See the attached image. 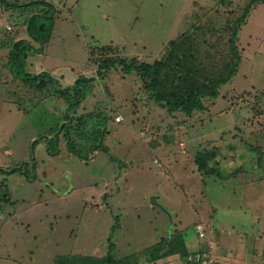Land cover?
I'll return each mask as SVG.
<instances>
[{
	"label": "rangeland",
	"instance_id": "rangeland-1",
	"mask_svg": "<svg viewBox=\"0 0 264 264\" xmlns=\"http://www.w3.org/2000/svg\"><path fill=\"white\" fill-rule=\"evenodd\" d=\"M7 1L12 8L0 4V264L102 257L111 242L123 263L146 264L157 249L141 252L166 234L163 227L186 231L191 249L184 264H264V4L232 45L233 24L248 0H46L55 31L44 46L27 30L29 13L19 16L20 4L31 0ZM199 18L209 19L208 32L195 31L211 48L203 55L207 72L220 78L229 71L226 62L238 67L219 98H203V111L170 112L152 99L144 73L118 63L100 67L117 55L153 63L170 51L169 41L194 32L191 24L204 22ZM232 19L233 27L224 28ZM24 39L32 47L27 71L49 69L64 87L81 75L95 77L80 107L69 110L70 120L89 116V128L100 126L96 137L110 153L75 157L63 128L69 106L47 101L45 89L22 85L21 100L13 101L7 87L17 91L22 81L12 78L6 55ZM46 135L57 136L56 153L48 151ZM91 141L77 139L88 148ZM202 149L220 154L225 169L208 177L198 171ZM199 226L203 240L196 239Z\"/></svg>",
	"mask_w": 264,
	"mask_h": 264
},
{
	"label": "trees",
	"instance_id": "trees-1",
	"mask_svg": "<svg viewBox=\"0 0 264 264\" xmlns=\"http://www.w3.org/2000/svg\"><path fill=\"white\" fill-rule=\"evenodd\" d=\"M0 2H5L8 5V8H12V5L9 3V1L0 0ZM257 4H264V0H248L238 19L239 21H237V23L234 22V27L229 21L226 23L224 28L229 29L233 27V34L229 39L230 44L235 45L234 38L240 30L239 27H241L247 17H249L250 13ZM44 5L49 6L48 10L50 11H45L42 9ZM68 7L73 8V6H67V8ZM19 8L20 17H22V14L29 13L27 17V30H29L31 33L32 38L44 46L46 44L49 45L52 42V37L55 31V18L52 16V14L47 13L51 12L53 9L52 3L46 0H31L20 4ZM203 24H205L207 27H195L194 24L191 27L194 29V32H185L180 38L170 42L168 45L171 48L170 51L168 53H164L160 58L154 60L153 63H145L141 61L128 62L126 58L117 55L116 57L111 58L109 62L101 63L100 67L102 69H107V67L118 63L121 64L127 71L135 70L141 74L144 73L149 84H147L148 87H145L147 89L149 88L151 93L150 96L153 100L159 102L160 104L165 102L166 107L170 112L181 110L185 114L189 115L196 110L203 111L206 108L203 98H219L220 86L227 84L230 80L229 78L236 74L235 71L238 68L236 62L233 64L226 62V66L229 68V71H227L226 77L221 75L220 78H214L213 74H209L207 72L203 64L205 63L203 60V55L205 51H211V48L204 47L205 44L199 40V35L195 32L197 29L202 31V33L208 32L209 22L205 21ZM31 48L32 47L30 43L25 41V39L20 42H15L13 43L10 53L8 54V61H5V66H7L11 73H13L12 78L15 79V82H17V80L22 81V84L19 86L17 91L11 86L7 87V92L9 94L13 93L15 97L17 94V98L15 99L14 97L13 101L21 100L20 91H22V85L31 89L41 90L39 92L40 94L45 89V92L47 93V101H60L59 99H61L65 106H69L62 110L63 119L64 117H69L63 124V128L65 129V139L67 140L68 148L75 155V157L88 161L91 157H96V154L101 150L110 153V150L104 141H100L96 137V130L100 126L93 127V129L89 128V119H86L89 116L84 115L80 120L77 118L74 123L71 122V120H73L72 117L70 120V113L72 112L69 110L80 107L87 96L88 88L91 87L90 83L95 81V77H86L81 75L72 85H67V87H64L61 86L60 79L55 78V75H52V72L49 69L33 74L32 72L26 70L27 50ZM232 49L234 53L237 54V49L234 46ZM103 57L110 56L104 54L102 55V58ZM199 57L202 61H195L199 60ZM105 60L108 61V59ZM230 65H232L231 68ZM178 72L181 73L178 74ZM169 86H173V88L166 89V87ZM210 87H213V89L209 90ZM91 116L92 114H90V117ZM109 116L110 115H108V117ZM103 132V130H99V133ZM83 137L93 140V142L91 141L92 145L89 148L85 145L81 146L78 144L77 139H83ZM45 138L48 151L50 150V152L56 153V151H58V148H56L57 136L50 137L46 135ZM202 152L203 151L201 150V153ZM196 156L195 162L197 164V170L208 174V169L201 157L202 155H200V152ZM17 170H19V168L14 167L8 172H15ZM4 186L7 187V184L4 183ZM170 214L171 213H169V215ZM163 228L165 229L163 232L166 234L158 235L159 241L141 252L143 255H146V251L149 252L151 250L157 249L151 254V257L147 255L148 262L146 264L155 263L158 260L168 262V260H177L178 258H181V264H184V260H186L188 257V238L186 237L187 235H185L186 231L184 230L172 234L167 227ZM199 232H196V239H200L201 235L198 237ZM112 234L113 231L109 237L110 242L112 241ZM115 249V243L111 242L107 254L102 257L86 256L84 254H61L57 255L53 264H125L123 263L125 259L122 257L118 258L110 252V250ZM199 263L201 264V261Z\"/></svg>",
	"mask_w": 264,
	"mask_h": 264
},
{
	"label": "crops",
	"instance_id": "crops-1",
	"mask_svg": "<svg viewBox=\"0 0 264 264\" xmlns=\"http://www.w3.org/2000/svg\"><path fill=\"white\" fill-rule=\"evenodd\" d=\"M62 1V0H61ZM4 4L5 2H0V4ZM204 5L205 4H207V1L206 0H204L203 2H202ZM177 10V8L175 7V11ZM177 13V12H176ZM220 14V13H219ZM3 15V14H2ZM200 20H203V19H200L199 18V21ZM247 20V19H246ZM246 20H245V22L241 25V27H243V25L246 23ZM204 22L205 21H208L209 22V19L207 18L206 20H203ZM203 22V23H204ZM230 23H231V25H232V22H233V19L232 20H230L229 21ZM203 23H199V24H195V22H193L192 24H191V26H193L194 24H195V27H198V26H205V27H207L205 24H203ZM178 37V36H177ZM175 37V38H173L172 39V41H169V44H170V42H173V41H175V40H177L178 38H180V37ZM1 45H2V47L1 48H7L8 46L7 45H5V44H3V43H1ZM4 56V55H3ZM6 57H7V60L6 61H8V55H6ZM161 57V55H159V56H157L154 60H156V59H158V58H160ZM153 60V61H154ZM219 111V110H218ZM216 112H217V110H216ZM216 118H218V115H217V117ZM216 118H215V120H216ZM218 125V124H217ZM219 132H221L220 130H219ZM202 153H203V155H204V158H203V160H204V162H205V164H206V167H207V169H208V174H207V177L208 176H213V175H216V174H218V173H220V170H222V169H225L224 168V163H223V160L222 159H220L219 158V156H220V154H218V153H216L213 149H202ZM196 156V155H195ZM217 164V166H214V165H212V164ZM219 163V164H218ZM219 165V166H218ZM196 166H197V164H196ZM154 201V202H153ZM155 201H158L157 199H156V196H153V198H152V201H151V203H153V205L154 206H158V204L157 203H155ZM199 225H201V223H198ZM200 231V226L197 228V232H199ZM198 240V239H197ZM200 240H203V238L202 239H200ZM200 244H201V247H203L204 246V244L202 243V242H200ZM187 247H188V251H190V247H189V245L187 244ZM201 256H202V254H201ZM164 261H162V260H158L157 262H155V263H153V264H158V263H163ZM202 264V263H201Z\"/></svg>",
	"mask_w": 264,
	"mask_h": 264
},
{
	"label": "clouds",
	"instance_id": "clouds-1",
	"mask_svg": "<svg viewBox=\"0 0 264 264\" xmlns=\"http://www.w3.org/2000/svg\"><path fill=\"white\" fill-rule=\"evenodd\" d=\"M199 257H201V255Z\"/></svg>",
	"mask_w": 264,
	"mask_h": 264
}]
</instances>
